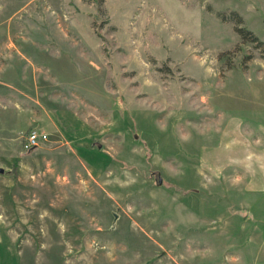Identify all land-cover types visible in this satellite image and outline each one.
Segmentation results:
<instances>
[{
	"label": "rangeland",
	"instance_id": "obj_1",
	"mask_svg": "<svg viewBox=\"0 0 264 264\" xmlns=\"http://www.w3.org/2000/svg\"><path fill=\"white\" fill-rule=\"evenodd\" d=\"M218 12L264 43V0H0V264H264V45Z\"/></svg>",
	"mask_w": 264,
	"mask_h": 264
},
{
	"label": "trees",
	"instance_id": "obj_2",
	"mask_svg": "<svg viewBox=\"0 0 264 264\" xmlns=\"http://www.w3.org/2000/svg\"><path fill=\"white\" fill-rule=\"evenodd\" d=\"M218 16L225 21H233L236 23V31L243 38L244 41H250L263 46L264 43L259 39V37L247 27L242 26L243 19L238 12H232L231 17H226L224 12H218Z\"/></svg>",
	"mask_w": 264,
	"mask_h": 264
},
{
	"label": "crops",
	"instance_id": "obj_3",
	"mask_svg": "<svg viewBox=\"0 0 264 264\" xmlns=\"http://www.w3.org/2000/svg\"><path fill=\"white\" fill-rule=\"evenodd\" d=\"M249 134L252 135L253 142H255L257 149H259L258 146L262 147L263 139L259 136L253 135V132ZM244 148L248 151L245 159L248 160L251 158L253 161L257 160L258 171L262 168L264 170V153L255 152L254 150L250 151V148L246 146H244ZM249 189H251V192L264 193V179L261 182H257L255 185H252L251 183Z\"/></svg>",
	"mask_w": 264,
	"mask_h": 264
},
{
	"label": "built area",
	"instance_id": "obj_4",
	"mask_svg": "<svg viewBox=\"0 0 264 264\" xmlns=\"http://www.w3.org/2000/svg\"><path fill=\"white\" fill-rule=\"evenodd\" d=\"M49 139L47 133L42 132L38 129H34L30 131L26 137V144L28 147H36L39 146L40 143L45 142Z\"/></svg>",
	"mask_w": 264,
	"mask_h": 264
},
{
	"label": "water",
	"instance_id": "obj_5",
	"mask_svg": "<svg viewBox=\"0 0 264 264\" xmlns=\"http://www.w3.org/2000/svg\"><path fill=\"white\" fill-rule=\"evenodd\" d=\"M5 169L3 167H0V173H4Z\"/></svg>",
	"mask_w": 264,
	"mask_h": 264
}]
</instances>
